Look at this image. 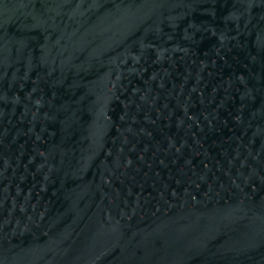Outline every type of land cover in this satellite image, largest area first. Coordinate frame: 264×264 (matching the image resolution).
I'll return each instance as SVG.
<instances>
[{
  "label": "water",
  "instance_id": "obj_1",
  "mask_svg": "<svg viewBox=\"0 0 264 264\" xmlns=\"http://www.w3.org/2000/svg\"><path fill=\"white\" fill-rule=\"evenodd\" d=\"M0 264H264V0H0Z\"/></svg>",
  "mask_w": 264,
  "mask_h": 264
}]
</instances>
